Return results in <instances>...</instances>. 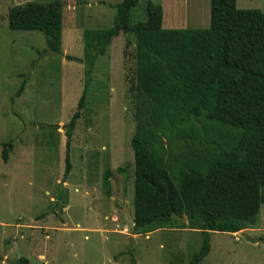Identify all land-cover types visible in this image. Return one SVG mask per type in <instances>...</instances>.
Instances as JSON below:
<instances>
[{"label":"rangeland","instance_id":"rangeland-1","mask_svg":"<svg viewBox=\"0 0 264 264\" xmlns=\"http://www.w3.org/2000/svg\"><path fill=\"white\" fill-rule=\"evenodd\" d=\"M26 1L0 0V264H187L200 228L169 221L135 232L125 211L133 214V35L120 32L94 63L63 176L66 125L85 81L83 65L65 55L82 57L83 31L109 27L112 5L121 0H59L61 56L46 53L42 32L8 26L9 8ZM151 1L162 6L165 28L209 26L210 0ZM146 2L132 9L133 22L146 18ZM236 5L264 12V0ZM191 146L176 141L168 150ZM208 231L210 251L201 264H264V204L253 227Z\"/></svg>","mask_w":264,"mask_h":264},{"label":"trees","instance_id":"trees-1","mask_svg":"<svg viewBox=\"0 0 264 264\" xmlns=\"http://www.w3.org/2000/svg\"><path fill=\"white\" fill-rule=\"evenodd\" d=\"M140 1L112 5L109 27L83 31L82 57L65 55L83 65L85 81L66 125L63 176L71 169L69 141L94 63L120 32L133 35L138 96L130 140L133 229L147 232L169 221L184 224L171 214L185 216L189 227L201 229L202 238L187 264H201L210 251L208 230L253 227L264 204V12L238 8L236 0H210L207 28H165L162 6L151 0L146 2V18L132 21V9ZM7 22L12 29L42 32L49 48L61 50L59 0L13 5ZM23 87L24 81L17 95ZM176 141L192 146L186 153L172 154L168 147ZM10 146L3 143V161Z\"/></svg>","mask_w":264,"mask_h":264},{"label":"water","instance_id":"water-1","mask_svg":"<svg viewBox=\"0 0 264 264\" xmlns=\"http://www.w3.org/2000/svg\"><path fill=\"white\" fill-rule=\"evenodd\" d=\"M46 53L56 54V55H60V56L63 55L60 51H55V50L49 48V47L47 46V44H46ZM125 211H126L128 217H129V218L131 219V221L133 222V221H134L133 216L130 214V212H129L126 208H125ZM171 217H172V218L179 219V220H181V221H186V217H185V216H179L177 213H172V214H171Z\"/></svg>","mask_w":264,"mask_h":264}]
</instances>
